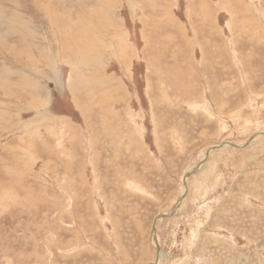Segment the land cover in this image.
Listing matches in <instances>:
<instances>
[{
  "label": "rangeland",
  "instance_id": "374dc122",
  "mask_svg": "<svg viewBox=\"0 0 264 264\" xmlns=\"http://www.w3.org/2000/svg\"><path fill=\"white\" fill-rule=\"evenodd\" d=\"M106 1L0 0V264H264V0Z\"/></svg>",
  "mask_w": 264,
  "mask_h": 264
},
{
  "label": "bare ground",
  "instance_id": "6f19581e",
  "mask_svg": "<svg viewBox=\"0 0 264 264\" xmlns=\"http://www.w3.org/2000/svg\"><path fill=\"white\" fill-rule=\"evenodd\" d=\"M96 1H98L97 4H101V2H103L104 0H102V1H101V0H96ZM112 1H113V0H107L106 3L104 2V3L106 4V6H107V3H108V5H109L108 10H109L110 6H112V5H111V4H112ZM149 3H152V1H151V2L149 1ZM106 10H107V9H106ZM94 11H95V10H94ZM91 12H92V11H91ZM110 12H111V11H110ZM154 12H155V15H156V16L154 15L155 17L159 18V17H161V16L164 15L165 18H166L168 21H170L168 24L172 25V22H173V21H172V20H169V18H171L170 15H172L170 12L165 11V13H160V10H158V11H155V10H154ZM48 15H50V11H49V14H48ZM87 15H88V16H87ZM87 15H86V16L89 17V14H87ZM95 16H97V14H96ZM106 16H107V15H106ZM83 17H84V16H83ZM104 17H105V16H101V15H100V20H102V19L104 20ZM109 17H110V16H109ZM110 18H111V17H110ZM68 19H69V18H68ZM77 21H80V18H78ZM56 23H57V22H56ZM88 23H89V24H93V22L90 21L89 18H88V19H87V18H86V19L84 18L83 24H80V27H81L80 30H81L82 33L79 34V36L76 35V37L78 36L77 38L74 37V36L72 35V33L69 32L70 35H69V33H68V36H66V37H69L67 40H68V41H71V44L68 45V48H69L70 50H72L73 45H74V47H75L73 50L84 51V53H86V54L90 51L88 48H90V49H94L95 44L93 43L92 32H93L94 35H97V31L94 30V29L96 28V27L94 28V24H93V25H89ZM68 24H69V25H73V26H71V27H74V26L76 25L75 23H74V24H73V23H68ZM106 24H107V23H106ZM161 25H162V24H161ZM174 26H175V25H174ZM80 27H79V28H80ZM164 27H166V26H164ZM169 27H170V26H169ZM68 28H69V27H68ZM167 28H168V27H167ZM71 29L73 30V28H71ZM158 29H159V28H158ZM164 29H165V28H164ZM168 29H169V28H168ZM168 29H167V30H168ZM162 30H163V29H162ZM167 30H163V31H167ZM163 31H162V32H163ZM67 32H68V31H67ZM94 32H95V33H94ZM156 32H157V30H156ZM74 34H75V33H74ZM119 35H120V34H119ZM97 37H98V36H97ZM104 38H105V36H104ZM104 38H103V39H104ZM164 38H165V40L172 39L170 36H167V37L165 36ZM164 38L162 39V42H163V43L160 44V45L163 46V51L165 50V47H164ZM73 39H75V42H77V41H79V42H77L76 44H72ZM103 39L101 38V40H103ZM160 39H161V38H160ZM80 41H82V43H80ZM108 42H109V41H108ZM109 44H110V43H109ZM82 45H83V46H82ZM86 46H88V47H86ZM158 50L161 51L160 48H159ZM100 52H101V50L97 51L98 55H100ZM78 55H79V54H78ZM101 56H102V55H101ZM158 61H161V60L159 59ZM174 61H175V62H178L179 59H178V58H175ZM162 62H163V61H162ZM162 62H161V63H162ZM102 63H105V62H102ZM105 65H106V64H105ZM101 66H103V64H102ZM101 66H100V68H102ZM161 66H162V65H161ZM104 69H105V68H104ZM105 70H106V69H105ZM105 70H103V72H104ZM102 77H103V76H102ZM83 79H84V78H83ZM99 80H100V79H98V81H99ZM84 81H85V80H84ZM92 81H93V80H92ZM185 82H186V81H185ZM113 83H114V82H113ZM69 84H70V83H69ZM90 84H91V82H90ZM92 84H93V83H92ZM97 84H98V83H97ZM186 84H187V83H186ZM103 85H104V84H103ZM115 85H116V84H115ZM33 86H34V85H33ZM90 86H91V85H90ZM90 86H89V87H90ZM101 86H102V85H101ZM101 86H100V87H101ZM112 86H113V85H112ZM89 87H88V89H90ZM92 87H93V86H92ZM95 87H96V86H95ZM93 88H94V87H93ZM93 88H92V90H93ZM96 88H97V87H96ZM102 88H104V86H102ZM108 88H109V86H108ZM113 88H114V87H113ZM33 89H34V87H33ZM33 89H31V91H32ZM98 89H99V88H98ZM100 89H101V88H100ZM100 89H99V90H100ZM105 89H106V88H105ZM105 89H104V90H105ZM114 89H115V88H114ZM114 89H113V90H114ZM94 91H95V90H94ZM102 91H103V90H102ZM107 91H108V90H107ZM115 91H116V90H115ZM28 92H29V91H28ZM104 92H106V91H104ZM104 92H103V93H104ZM108 92H109L110 94L112 93L111 91H108ZM108 92H107V93H108ZM34 93H35V92H34ZM92 93H93V92H92ZM29 94H30V95H29L30 98H34L32 93L29 92ZM36 94H37V93H36ZM93 94H94V93H93ZM110 94H108V95H110ZM114 94H116V92H115ZM108 95H106V96H108ZM99 96H100V95H99ZM113 97H114V95H113ZM102 98H103V96L101 97V99H102ZM111 98H112V97H111ZM31 100H33V99H31ZM37 103H38V102H37ZM109 122H110V120H109ZM60 134H61V133H60ZM32 136H33V135H32ZM135 145H136V144H135ZM18 149H19V148H18ZM176 213H178V212H176ZM160 260H161V258H160Z\"/></svg>",
  "mask_w": 264,
  "mask_h": 264
}]
</instances>
